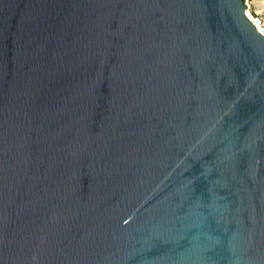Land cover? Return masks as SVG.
<instances>
[{
    "label": "water",
    "instance_id": "water-1",
    "mask_svg": "<svg viewBox=\"0 0 264 264\" xmlns=\"http://www.w3.org/2000/svg\"><path fill=\"white\" fill-rule=\"evenodd\" d=\"M245 9L0 0V264H264Z\"/></svg>",
    "mask_w": 264,
    "mask_h": 264
},
{
    "label": "built area",
    "instance_id": "built-area-1",
    "mask_svg": "<svg viewBox=\"0 0 264 264\" xmlns=\"http://www.w3.org/2000/svg\"><path fill=\"white\" fill-rule=\"evenodd\" d=\"M245 14L259 33L264 36V0H245Z\"/></svg>",
    "mask_w": 264,
    "mask_h": 264
}]
</instances>
